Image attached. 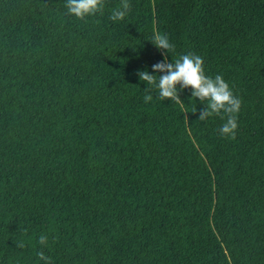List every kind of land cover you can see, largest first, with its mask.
Masks as SVG:
<instances>
[{
    "label": "trees",
    "instance_id": "trees-1",
    "mask_svg": "<svg viewBox=\"0 0 264 264\" xmlns=\"http://www.w3.org/2000/svg\"><path fill=\"white\" fill-rule=\"evenodd\" d=\"M129 2L0 0V264H264V0ZM157 31L242 100L234 140L140 81Z\"/></svg>",
    "mask_w": 264,
    "mask_h": 264
},
{
    "label": "clouds",
    "instance_id": "clouds-1",
    "mask_svg": "<svg viewBox=\"0 0 264 264\" xmlns=\"http://www.w3.org/2000/svg\"><path fill=\"white\" fill-rule=\"evenodd\" d=\"M67 14L83 20L86 17L103 13L104 0H66ZM131 4L129 0H120L117 7L113 8L109 20L118 23L129 15ZM164 56L163 61L152 66L155 73L163 75H152L147 70L138 71L140 81L146 85L154 86L158 90V98L162 101L169 100L183 106L179 92L191 89L192 99H198L205 107L201 110L198 120L203 122L208 118L221 116L225 122L218 129L221 137L235 139L238 131V116L242 107V100L234 95L229 84L222 75L214 78L207 76L204 69V60L195 53L180 56L172 63L168 62V55L175 51V46L170 42L166 34L155 32L151 42ZM146 88L145 92L150 93ZM153 99L151 94L144 96L145 103ZM196 113V109L193 110ZM187 118V117H186ZM38 243L43 247L48 246V236L40 234ZM23 247V245H20ZM37 261L43 264H54L51 256L46 255L43 250L37 251Z\"/></svg>",
    "mask_w": 264,
    "mask_h": 264
}]
</instances>
